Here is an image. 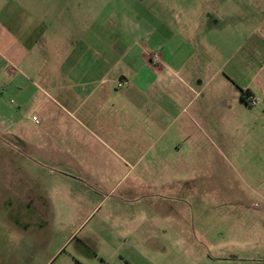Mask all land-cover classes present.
I'll use <instances>...</instances> for the list:
<instances>
[{
  "label": "rangeland",
  "instance_id": "obj_1",
  "mask_svg": "<svg viewBox=\"0 0 264 264\" xmlns=\"http://www.w3.org/2000/svg\"><path fill=\"white\" fill-rule=\"evenodd\" d=\"M6 2L0 1V7ZM12 2L34 10L42 24L51 28L44 36L52 45V62L49 65L45 62L40 45L42 37L36 47L35 71L24 67L30 72L25 77L18 75L19 85L25 92L17 95L0 89V264H41L43 261L34 256L48 249V245L35 239L44 231L41 225L34 224L37 211L29 206L31 196L34 200H80L93 204L95 213L78 230L76 241L96 225L98 236L103 240L104 235L110 236L111 230L135 229L145 212L153 217L156 213L153 211L159 206L177 207L183 214L178 219H166L164 213L168 211L161 210L164 226L154 237L140 241L139 234L127 236L129 244L140 245L143 252L140 264H264V140H251L256 135L262 137L255 118L260 107L251 108L242 101L236 110L242 122L239 135L248 140L196 146L203 148L205 154L189 161L185 173H181L185 166L180 162H163L164 166L158 168H174L172 177L179 182L176 190L159 188L166 176L160 177L157 173L158 163L153 153L142 157L134 144H130L132 150H120L85 133L89 145L96 147L91 154L93 176H74L65 166L62 171L73 176L61 178L57 177L59 168L36 156L32 147L37 144L48 148L51 139L44 128L43 111L49 104L40 105L46 100L44 91L47 90L40 76L48 73V69L56 72L59 68L58 47L63 49L61 55L67 53L68 63L62 68L68 75L69 87L79 83L72 75L76 63L88 74L93 59L111 57L107 47L112 45L115 61L108 87L118 91L142 88L136 75H148L142 70L141 59L149 55L176 54L182 60L184 69L178 71L182 78L189 65L196 67L199 51L203 49L207 53L205 62L211 64L207 73L221 69L229 74V69L233 71L235 67L233 72L242 81L246 74L235 65L236 61L233 67L224 64L234 57L243 60L252 53L253 61L257 59L263 64L258 81L262 87L264 0ZM124 54L130 65L121 60ZM154 63L152 66L159 73L161 63ZM9 73L14 71L10 69ZM123 73L131 76L125 80ZM58 117L62 120L61 139L65 142L75 136L80 141L83 136L71 134L70 129L75 124L74 117L81 118L68 114ZM249 124L255 125L252 131L247 129ZM164 175L172 178L171 173ZM32 186L36 188L30 189ZM102 219H108L112 227L98 225ZM101 240L99 244L106 247ZM115 246L118 247L117 242ZM101 248L100 252L111 250Z\"/></svg>",
  "mask_w": 264,
  "mask_h": 264
},
{
  "label": "crops",
  "instance_id": "obj_2",
  "mask_svg": "<svg viewBox=\"0 0 264 264\" xmlns=\"http://www.w3.org/2000/svg\"><path fill=\"white\" fill-rule=\"evenodd\" d=\"M6 1V4L0 7V48L3 62L0 65V89L18 95L19 92L20 94L25 92L19 85L18 75L25 77L26 72H30L29 69L35 71L36 47L38 42L42 41V37L40 45L45 62L48 65L52 62L50 58L52 45L44 36L51 28L42 24L34 10L21 8L12 0ZM61 51L63 49L58 47L60 66L56 72L48 69V73L40 76L47 88L44 91L46 100L40 105L49 104L43 111L44 128L48 135H51L49 146L48 148L46 146L41 148L37 144L32 146L36 156L59 168L57 177L73 176L62 171L65 166L69 167L68 172L74 176H93L94 164L91 154L94 148L89 145L85 133L120 150H132L130 144H134L142 157L153 153L154 161L158 163L157 168L164 166L165 161L180 162L185 166L181 168V173H185L189 161L205 154L203 148L196 146H202L206 142L229 145L235 140L247 139L239 135L241 129L239 125L242 122L240 123L236 113L242 102V92L246 91L258 99V107L261 109L255 114V118L256 127L262 130L260 133L262 137L258 138L256 135L251 140H264V85L262 87L258 85L263 64L260 65L257 59L253 61L252 53L243 60L234 57L224 64L227 67L239 65V70L246 74L243 81L233 72L236 71L235 67L233 71L229 69V74L223 73L221 69L215 73L211 71L207 73L211 64L205 62L207 53L204 49L199 51L200 57L196 61V67L189 65L187 73L182 78L179 77L178 71L184 68L182 60L176 54L171 56L163 54L160 57L162 69L159 73L156 71L157 67L152 66L155 62L153 56L149 55L141 59L142 70L148 75H136L142 88L118 91L108 87L110 70L115 61L113 45L107 47L111 57L93 59L89 71L87 69L88 74H84V70L76 63L77 67L72 75L79 83L73 87L66 84L68 75L62 67L67 66L68 59L67 53L61 55ZM121 58L130 65V61L126 59L127 54ZM10 69L14 73H9ZM128 76H131L130 73ZM128 76L123 73L122 78L126 80ZM8 79L10 85L7 88L5 85ZM142 81L144 83H141ZM64 114L72 118L74 115L81 118L74 117L75 124L70 129L71 134L83 136L80 141L75 136L65 142L61 139L62 120H59L58 115ZM254 127L255 125L249 124L247 129L252 131ZM82 155L85 157L80 158ZM79 160L87 163L88 167L85 168ZM63 161L66 165H63ZM157 170L160 177L166 176L158 185L159 188L178 189L179 182L176 181L178 179L172 177L174 168L167 170L164 167ZM175 170L177 172L178 168ZM169 173L171 179L164 175ZM34 188L36 187H30ZM31 198L33 200L29 206L37 211L34 224L41 225L44 231L35 239L43 240L44 244L48 245L44 252H37L34 255L35 258H43L41 264H140L139 259L143 253L140 245L129 244L127 236L139 234L140 241H146L163 228L162 211H168L164 214L169 220L178 219L183 215L177 207L173 209L159 206L153 211L156 212L153 217L145 212L133 230L130 228L127 232L111 230L110 236L106 234L101 240L96 225L90 228L82 239L76 241L78 230L87 224L95 213L96 208L93 204L80 200L51 202L34 200L32 196ZM98 225L107 229L110 225L112 227L108 219L100 220ZM100 240L111 249L109 252H100L101 246L106 248L99 244ZM116 242L118 247L115 246ZM133 256L136 257L135 261H131Z\"/></svg>",
  "mask_w": 264,
  "mask_h": 264
},
{
  "label": "built area",
  "instance_id": "obj_3",
  "mask_svg": "<svg viewBox=\"0 0 264 264\" xmlns=\"http://www.w3.org/2000/svg\"><path fill=\"white\" fill-rule=\"evenodd\" d=\"M153 60H154L155 62H158V61L160 60V56L157 55V54H154V55H153ZM247 104H248V106L251 107V108H256V107H258V105H259V101H258V99H257L255 96L251 95V96H249L248 99H247ZM34 120H35V119H34Z\"/></svg>",
  "mask_w": 264,
  "mask_h": 264
},
{
  "label": "trees",
  "instance_id": "obj_4",
  "mask_svg": "<svg viewBox=\"0 0 264 264\" xmlns=\"http://www.w3.org/2000/svg\"><path fill=\"white\" fill-rule=\"evenodd\" d=\"M252 94L249 92V91H246V92H242V96H241V99L243 102H245L247 104V99L249 96H251Z\"/></svg>",
  "mask_w": 264,
  "mask_h": 264
}]
</instances>
